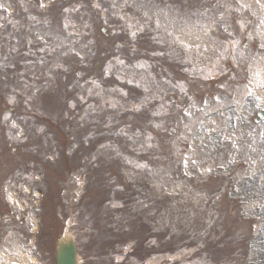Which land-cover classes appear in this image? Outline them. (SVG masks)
<instances>
[{
    "label": "rangeland",
    "instance_id": "rangeland-1",
    "mask_svg": "<svg viewBox=\"0 0 264 264\" xmlns=\"http://www.w3.org/2000/svg\"><path fill=\"white\" fill-rule=\"evenodd\" d=\"M0 63L1 256L264 264V0H0Z\"/></svg>",
    "mask_w": 264,
    "mask_h": 264
},
{
    "label": "water",
    "instance_id": "water-1",
    "mask_svg": "<svg viewBox=\"0 0 264 264\" xmlns=\"http://www.w3.org/2000/svg\"><path fill=\"white\" fill-rule=\"evenodd\" d=\"M56 253L57 264H76L75 245L71 240L59 242Z\"/></svg>",
    "mask_w": 264,
    "mask_h": 264
},
{
    "label": "bare ground",
    "instance_id": "bare-ground-1",
    "mask_svg": "<svg viewBox=\"0 0 264 264\" xmlns=\"http://www.w3.org/2000/svg\"><path fill=\"white\" fill-rule=\"evenodd\" d=\"M258 75L261 76V77H259V79H263L262 76L264 75V73L259 72ZM255 79H258V77H255ZM16 260H17V259H16ZM18 262H22V261H21L20 259H18Z\"/></svg>",
    "mask_w": 264,
    "mask_h": 264
}]
</instances>
